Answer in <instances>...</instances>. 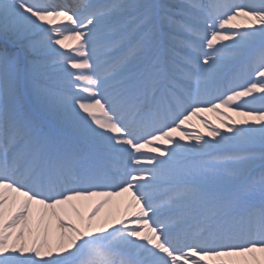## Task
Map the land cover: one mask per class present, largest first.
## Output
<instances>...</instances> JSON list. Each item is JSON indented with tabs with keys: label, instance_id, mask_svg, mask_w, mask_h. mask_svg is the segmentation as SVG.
Segmentation results:
<instances>
[{
	"label": "snow or ice",
	"instance_id": "6c2138e0",
	"mask_svg": "<svg viewBox=\"0 0 264 264\" xmlns=\"http://www.w3.org/2000/svg\"><path fill=\"white\" fill-rule=\"evenodd\" d=\"M0 264H264V0H0Z\"/></svg>",
	"mask_w": 264,
	"mask_h": 264
},
{
	"label": "rangeland",
	"instance_id": "374dc122",
	"mask_svg": "<svg viewBox=\"0 0 264 264\" xmlns=\"http://www.w3.org/2000/svg\"><path fill=\"white\" fill-rule=\"evenodd\" d=\"M236 23L239 24H244L245 21L243 19H240L238 21H236ZM75 46V41H73V43L70 45V47ZM227 114L228 116L232 117L234 120H241L244 119L245 117L236 115V113L233 112H228L227 109H221L220 110V114L218 115L215 112H204L200 114V117H193L190 124L189 125H185L184 127L187 129V131L191 132V133H195L197 131L201 132V133H207L208 129H206L204 127V122L203 121H207L213 125H219L220 121L224 119V114ZM228 123H231V121H228ZM221 131H224V127L221 126ZM174 136L179 139L180 133H174ZM208 139H210V137H206ZM187 142V141H185ZM124 197H116L115 203L112 204L111 210L117 215V216H121L123 214V207H120L119 209L116 208L117 203L123 202L124 201ZM94 199V198H93ZM95 200H92V203ZM109 211L108 207H105L104 209L101 210V216H103L105 213H107ZM118 226V225H117Z\"/></svg>",
	"mask_w": 264,
	"mask_h": 264
},
{
	"label": "bare ground",
	"instance_id": "6f19581e",
	"mask_svg": "<svg viewBox=\"0 0 264 264\" xmlns=\"http://www.w3.org/2000/svg\"><path fill=\"white\" fill-rule=\"evenodd\" d=\"M66 43L69 44V46L73 43V41H66ZM101 198H94L93 200H95L93 203L98 202V200ZM127 199V194L124 197V201L120 202L121 207H123V203L126 201ZM116 197L112 199V202L109 205H106L105 207H108L109 210H111L112 204L115 203ZM83 211H85V213L87 212V209H84Z\"/></svg>",
	"mask_w": 264,
	"mask_h": 264
}]
</instances>
